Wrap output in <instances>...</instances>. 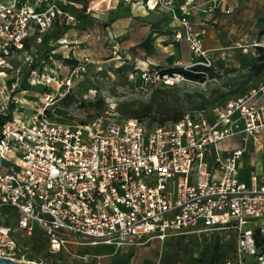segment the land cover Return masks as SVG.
Returning <instances> with one entry per match:
<instances>
[{"label": "built area", "instance_id": "built-area-1", "mask_svg": "<svg viewBox=\"0 0 264 264\" xmlns=\"http://www.w3.org/2000/svg\"><path fill=\"white\" fill-rule=\"evenodd\" d=\"M43 2L41 10L32 7ZM69 3L0 0V257L23 262L30 246L24 242L41 237L56 260L109 264L110 257L145 239L165 242L198 234L223 245L236 242L240 260L225 264H244L245 255L255 257L252 264H264L254 237V224L264 217V174L253 175L250 184L241 181L245 148L224 152L220 146L237 134L260 141L264 78L211 114L188 111L169 126L132 117L54 121L45 114L48 102L30 119L8 116L21 82L16 58L29 43L31 49L40 45L56 22L74 20ZM175 3L153 0V8L181 24L174 36L188 43L190 56L179 66L211 67L207 27H195L191 9L181 6L177 13ZM25 60L31 65L33 56ZM53 74L39 77L31 69L36 84L57 80ZM143 78L151 80L148 71ZM164 78L174 83L184 76ZM100 246L112 251H92Z\"/></svg>", "mask_w": 264, "mask_h": 264}, {"label": "rangeland", "instance_id": "rangeland-1", "mask_svg": "<svg viewBox=\"0 0 264 264\" xmlns=\"http://www.w3.org/2000/svg\"><path fill=\"white\" fill-rule=\"evenodd\" d=\"M67 1L72 2L66 9L74 20L58 21L40 45L31 49L29 43L26 53L15 60L22 67L18 94L21 93L19 99L26 108L25 114L38 113L48 102L51 106L45 114L54 121L83 123L99 118L132 117L140 118L149 126H169L188 111H203L208 115L212 108L223 106L264 78V27L246 33L242 27L241 34L234 38L238 43L232 48L210 47L213 64L201 65V80L183 75L184 78L174 83L173 80L166 83L164 75L172 74L163 71L179 66L188 52L183 40L182 51L175 45L178 42L173 33L176 18L172 14L159 9L141 15L134 8L136 0ZM239 1L243 2L239 14L249 13V0ZM217 13L230 14L220 9L214 12ZM220 25L213 24L216 33L213 38L222 29L223 24ZM249 38L252 40L245 41ZM29 54L33 56L31 65L25 60ZM31 69L39 77L54 73L57 80L36 84L32 82L37 78L31 76ZM145 71L151 80L143 78ZM47 96H50L48 101ZM9 114L13 115L12 111ZM260 231L264 237V230ZM212 243L198 234L168 242L145 239L128 254L118 253L110 258L112 264H196ZM40 247L38 243L33 248L29 246L23 262L81 264L67 256L57 260L48 255L40 257ZM111 249L106 247L107 251ZM228 260H240L234 240L222 246L218 264ZM254 260L255 257L245 255L243 263L252 264Z\"/></svg>", "mask_w": 264, "mask_h": 264}, {"label": "crops", "instance_id": "crops-1", "mask_svg": "<svg viewBox=\"0 0 264 264\" xmlns=\"http://www.w3.org/2000/svg\"><path fill=\"white\" fill-rule=\"evenodd\" d=\"M50 1L59 2V0H50ZM241 3L243 2L239 0H176L175 5H176L177 13H180L181 6H187L191 9L192 13L190 16V21L195 27H199L201 25H205L207 27L208 33L205 38V47L208 50H211L210 47H212L213 49H218V50H222V49L226 50L228 48L234 47V43L236 44L238 43V42H235L236 39L234 38H237V35L241 34L242 27L245 28L244 30L245 33L246 32H257L259 28L264 27V0H249V3H248L250 6L249 13H245L243 15H242V12L239 14V11H241V8L243 5V4L240 5ZM46 4H47L46 2H43L40 5L32 4V7L35 8L36 10H41L45 8ZM214 4H217V8L214 11H205L211 5H214ZM136 5L137 7H135ZM261 7H262L261 10H257L258 8H261ZM134 8L136 11L138 9L137 12L139 14L141 13V15H147L153 11L159 10V8L158 9L153 8V0H136V3H134ZM218 9H220V12L222 11V13L223 12L226 13V10L228 9L230 10L229 12L230 14H223L222 16H220L218 13L214 14V12L218 11ZM142 11H145V13H142ZM169 14L171 15V13ZM218 22L221 25L223 24V26L221 30L217 31L218 36H215L213 38V36L216 33L214 32V29H212V26L213 24L218 23ZM180 29H181V24L178 19H175L173 21L174 35L176 31ZM251 40H252L251 38H249V40L245 39V41L247 42ZM176 41L178 42L175 43V45L177 46V48H181V51H182V49L185 47L183 41L184 42L186 41L185 40L183 41L176 40ZM186 44L188 46L187 42ZM185 54L187 56L182 57L183 58L181 60L182 62H186L189 60V56H190L189 46H188V52H186ZM11 82L12 81L10 78V80L8 81V84L10 85ZM258 83H256L253 86L247 87L245 91L237 94L236 97L245 94L249 89L255 87ZM20 94L16 95V99H17L16 103H13L11 105L12 108L9 111V113L12 111L13 115L9 114L8 116L9 117L22 116L26 119H30L33 116V114L28 115L24 113L26 108H24L23 106V101L19 99ZM261 103L264 104V96L261 98ZM214 108H212L211 111H209V114L212 113V110ZM244 139H248V140H244ZM253 139L254 138L252 137H245V135L243 134H237V135L227 138L225 141H223L220 144L224 152L245 148V151L239 161V170H240V180L248 184L251 183V177L253 175L261 176L262 174H264V131L262 132L260 136H258V139H260L258 143H255ZM254 227H256L257 229L260 228L264 230V217L257 220L254 224ZM106 247L107 246H100V247H96L95 249L96 251H98L97 253H108L112 251V249L110 251H107ZM129 250H131V248L123 249L119 253L128 254ZM112 263L113 261H111L109 264H112Z\"/></svg>", "mask_w": 264, "mask_h": 264}, {"label": "trees", "instance_id": "trees-1", "mask_svg": "<svg viewBox=\"0 0 264 264\" xmlns=\"http://www.w3.org/2000/svg\"><path fill=\"white\" fill-rule=\"evenodd\" d=\"M72 1H74V0H72ZM57 23L58 22H56L55 25ZM46 36L43 38V40L46 38ZM262 66H264V65H262ZM202 70H203V67L200 64H198V65H195L189 69H185L182 66H176L173 68H168V69H165L163 71V73H167V74L181 73L182 75H184L185 77H187L189 79L201 80V75H200L201 73L200 72H202ZM181 117L176 119L173 122L178 121L179 119H181ZM138 119H140V118H138ZM254 237H255L256 245H257L259 252L264 253V237H263L260 229L255 230ZM39 239L40 240L38 242L29 240L30 243L28 241H25L24 243L29 244L31 246V248H33L35 246V244L38 243L41 246L40 249L38 250L39 256L41 257L42 255H48V243L43 241V239L41 237ZM170 240L171 239L166 240L165 242H168ZM211 241H213V243L210 246L209 251H206L205 253H203L202 257L200 258L199 261L196 262V264H218V260L221 256V249H222L223 244H221L219 239H217V238H213L212 240H210V242Z\"/></svg>", "mask_w": 264, "mask_h": 264}, {"label": "water", "instance_id": "water-1", "mask_svg": "<svg viewBox=\"0 0 264 264\" xmlns=\"http://www.w3.org/2000/svg\"><path fill=\"white\" fill-rule=\"evenodd\" d=\"M0 264H30L27 262H19L9 257H0Z\"/></svg>", "mask_w": 264, "mask_h": 264}, {"label": "bare ground", "instance_id": "bare-ground-1", "mask_svg": "<svg viewBox=\"0 0 264 264\" xmlns=\"http://www.w3.org/2000/svg\"><path fill=\"white\" fill-rule=\"evenodd\" d=\"M135 7H137V5H136ZM136 9H137V8H136ZM137 11H138V9H137ZM142 13H145V11H142ZM25 262L30 263V264H38V263L35 262V261H28V260H25Z\"/></svg>", "mask_w": 264, "mask_h": 264}]
</instances>
